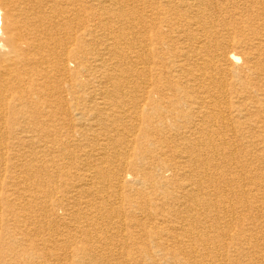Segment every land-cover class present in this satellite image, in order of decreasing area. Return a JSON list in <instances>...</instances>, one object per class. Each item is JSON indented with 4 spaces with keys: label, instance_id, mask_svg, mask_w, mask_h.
I'll list each match as a JSON object with an SVG mask.
<instances>
[{
    "label": "bare ground",
    "instance_id": "1",
    "mask_svg": "<svg viewBox=\"0 0 264 264\" xmlns=\"http://www.w3.org/2000/svg\"><path fill=\"white\" fill-rule=\"evenodd\" d=\"M179 1L180 8H175V12L171 10L173 13L170 16H164L168 32L149 37L147 32L140 31L144 18L139 16L133 25L137 28L136 36L130 38L133 27L124 26L122 0H0V244L5 242L14 248L23 241L6 232L5 223L16 225L27 221L29 225L38 224L35 223L36 217L20 214L22 210L18 212L17 207L29 208L34 201L50 197L46 207L60 208L64 205L66 216L71 218L67 223L58 222L61 229L59 237L63 236L64 239L56 243H68V239L74 237L89 244L93 242L95 245L76 246L72 251L68 250L72 256L86 255L87 262L95 260L98 264L107 263L110 253L106 251L111 247V243H108L111 239L106 234L110 233L113 237V232L121 235L122 231L133 229L139 233L146 232L151 239L149 242L153 244L154 251H148L146 246L148 250L145 248L147 251H144L141 245L143 248L139 247L136 252L140 253L138 260L150 264L157 261V264H264V214L259 217L250 215V212L258 209V200L264 199V185L257 183L255 169L252 168L255 161L264 160V127H260L264 126V119L252 120L243 114L242 108L235 105L230 108L226 101L223 104L228 110L223 112L217 100L224 99L227 87L232 99H238L240 90H248L241 81L245 77H236L234 68L230 72H223L222 66L235 64L239 57L232 54L231 49L243 44L250 45V41L241 40L240 44L236 37L243 35L240 29L229 33L235 34V40L233 37L227 43L214 40L217 33L211 27H200L198 22L191 21V16L201 19L206 14V6L202 7L204 0ZM150 39L155 45H166L175 52L170 57L173 62L169 64L154 60V66L160 68L163 78L172 76L179 80V75L174 74L184 71L183 63L188 61L197 68L196 73L185 76L184 83L189 84L190 93L178 85L161 88L155 80L144 88L141 86V95L135 101H132V94L124 91L130 85L127 84L129 79L140 77L144 72L121 68L151 64L141 55ZM191 40L194 46L184 45L185 42L190 44ZM251 41L255 55L251 58L248 54L240 69L243 73L247 70L257 76L260 73L264 75L263 38L253 37ZM177 92L180 95L176 96ZM250 97L244 94L241 98L253 101ZM42 108V113L50 116L68 110L79 116L77 119L80 121L84 118L89 126L77 120L71 127V133L79 137L88 136L93 123L95 126L99 121L140 122L143 126L141 132L146 134L140 138L139 146L137 140L133 139L128 142V147L135 145L133 153H141L147 147L160 152L154 151L152 154V150L149 161L137 154L132 157L128 147L125 151L116 150L113 144L116 139L109 135L106 142L99 145V150L92 148L89 153L78 154L84 158L80 160L82 172L74 178L75 182L63 199H54V187L57 186L51 181L44 185L40 182L26 185L27 179L16 181L21 178L23 165L37 160L32 153L36 150L33 145L38 140L32 136L27 138L28 134L33 133L27 126L31 113ZM164 131L170 134V138L163 142L160 138L147 140L149 132L157 135ZM226 134L229 138L224 137ZM18 136H25V139ZM209 136L216 137V140H210ZM240 137L242 142L237 143ZM172 139L179 143V147L165 145L166 140ZM239 147L244 150L251 148V151L247 153L249 158L245 164H237L241 176L239 174L240 177L234 178L230 175L232 171H224L225 167L219 162L225 158L236 161L235 152ZM37 148L44 152L47 146ZM107 149L114 150L112 158L118 163L116 169L106 165ZM91 156H94V162L90 161ZM77 159L76 162L79 161ZM27 167L32 170L33 166ZM255 168L263 170V167ZM132 170H136L135 175ZM150 170L154 175H148L147 171ZM31 173L37 175L39 172L34 168ZM242 175L246 177L242 178ZM225 176L228 177L225 179ZM6 182L11 183L10 188H5ZM51 184L53 186L48 188ZM168 184L176 186V195L160 194L167 196V204L174 201L171 209L161 214L151 212L144 215L148 220L145 223L138 219L129 223L123 220L124 213L132 211L134 207L135 199L132 196L142 194L141 185L159 192ZM229 194L232 199H229ZM110 198L114 199L111 205L107 203ZM105 205L108 208L106 231L96 226ZM4 210L11 215L9 219L2 217ZM131 214L143 216V211L138 214L132 211ZM246 214L249 217L245 219ZM38 217L41 219L42 216ZM226 218L228 221L222 228L225 230L218 233V221ZM41 232L43 234V228L36 226L22 236H38ZM126 244L124 249L128 250L129 245ZM3 249L0 247V264H6L11 251V248ZM50 251L49 248V255ZM182 254L183 259L177 260ZM127 255L128 261H131V253ZM78 260L77 264H80L83 259ZM128 261L125 263L128 264Z\"/></svg>",
    "mask_w": 264,
    "mask_h": 264
},
{
    "label": "rangeland",
    "instance_id": "2",
    "mask_svg": "<svg viewBox=\"0 0 264 264\" xmlns=\"http://www.w3.org/2000/svg\"><path fill=\"white\" fill-rule=\"evenodd\" d=\"M122 4H123L122 8H123L124 22H126L125 23L126 25H124V26L125 27H127V26L133 27V25L137 23L136 22L137 18L139 16L143 17L144 21H143V25L140 28L141 29L140 31H142V33L147 32L149 37H151V36L153 37L154 35H158L161 32H168L169 28L166 25V22H164V16L165 17L170 16L171 15L170 13H173L172 11H174L175 8H177V9L180 8L179 7L180 6L179 0H122ZM205 6H206V11H205L206 14L203 16V18L197 19V18H194L191 16L192 19L191 18L190 19H191V21L195 20L196 22H198V25H201L200 27H204V26L205 27L206 26L211 27L212 30H214L217 33L214 40L220 39L224 43H227L228 40L232 41V39H231L232 37L235 40V34L229 35V33L234 32L236 29H240L243 32V35L242 36H236V37H238L237 40H239L241 42L240 44H242L241 40H249L250 41V45L249 44H243L241 46H238L235 49H231V53L234 54L236 57H239V59L236 61L235 64L234 63L232 65L226 64V65L222 66L223 72H225V71L230 72L231 69L234 68V73H235L236 77L237 76L245 77L241 81L243 84H245L248 87V90L246 89L247 91L244 90L243 92L240 90L238 99H232L229 87H227V90L225 91V94L223 97L224 99L217 98L219 104H221V110L223 112L228 110V107L225 104H223V102L226 101L227 104L229 103L230 108L233 105H235L236 107L239 106L240 108H242L243 114L247 115L246 117L250 116L252 120L258 119V118L264 119V75H263V73H260L257 76L256 73H254V72L251 73V72H248L247 70H246V73H243L240 69L243 67L244 62H245V58L247 57L248 54L251 58L255 55L254 51H252L253 49H252V45H251L252 44L251 40H253V37L263 38L262 44L264 45V0H204L202 7H205ZM110 25L112 26L113 23ZM136 30H137V28H134V27L131 29V31H132V32L130 31L131 35L129 34L130 38L136 36L135 35ZM184 33L186 35L188 34L186 32H184ZM148 42H149L148 46L141 52V55L145 59H149V62L151 64H148L147 66H145L143 64H141V66H140L139 64H137L136 68L128 65V66H123L121 68L123 70L128 69V71L131 70V72H132V69L134 71L139 70V71L144 72V73H141L140 77L139 76H133L132 79H129L130 81L128 80L127 84H130V85H128L127 87L124 88V91H128L130 94H132V96H131L132 101L137 100L139 98V96L141 95V93H139V92L142 91V89L147 85V83L152 82L154 80L156 82H158L157 86H160L161 88H162V86L172 88V87H175L178 85V86L182 87L183 91L190 93V91H191L189 88L190 86H189V84H185L184 81L186 78L185 76H187L189 73L191 74V73L197 72L196 71L197 68L193 66V63L189 62V61L187 63H183L185 65L184 66L185 70L182 72H178V74H174L175 76L179 75V77H180L179 80H178V78H173L172 76L167 77V78H163V76L161 75L162 72L160 71V68H158L157 66H154L155 61L160 62L161 64L164 62L169 64L170 62H173V58H170V57L172 55H174L175 52L170 51L172 48H167L166 45H155L154 42L151 41V39ZM217 42H219V40ZM184 45L185 46H187V45L188 46H191V45L194 46L195 43H194V41L191 40L190 44L185 42ZM168 64H164V65L169 67ZM225 68L227 70H225ZM262 68H264V64H262ZM152 72H154V73H152ZM145 75L148 77H146ZM236 82H238V81H236ZM183 83H184V85H183ZM254 86H256V88H253ZM198 90L201 91L200 89H198ZM181 94H183V92H181ZM244 94L250 95L251 96L250 98L251 99L253 98V101H251V100L245 101L244 99H242L241 97H243ZM175 95L176 96L180 95V92L175 93ZM62 96L66 97L65 93H62ZM232 100L234 103L231 102ZM261 107H263V109L260 110ZM43 110L44 109L42 108V109H38L37 112L33 111L31 113L32 115L28 118L29 121H28V126H27V128L29 127L33 132L31 135L28 134L27 138L32 136L33 139L38 140L37 142L39 144L36 142V144L33 145V148H36V150L34 149L32 154H35L34 157H36V159L40 163L34 159L36 162L29 163V164L26 163V165H23V167L20 169V170H22V171H20L22 179L18 178L16 181H23V179L25 181L28 180L26 182V185L40 184V183L45 184V183H49V181H51L55 186H57V187H54L56 189V191L54 192V194H55L54 199L55 198L58 200L63 199V197L66 195V192L69 191L70 186L75 182L74 178L75 177L77 178L78 174H80L82 172V169H81L82 164H81L80 160H82L84 158H80V156L78 154L81 155L84 152L89 153V151L92 150V148L99 150V148H101V147H99V145L104 144L106 142V138L109 135H110L109 137H113L114 139H116V142H113V144L115 146L114 148H116V150L125 151L129 148V151H131L133 154L132 157H134V156L136 157V154H137V156L142 157L146 161H149V158H148L149 153H151L152 150H153L152 154H154V151L160 152V150H157L156 148H153V147L148 148L147 147L150 150V152L147 151V148H145L144 150L141 151V153H137L138 151H136V153H133V148L135 147V145L130 144L131 146L128 147V142L130 140H133V139L137 140V145L139 146V143H140L139 141H142V139H140V138L146 134V132H141V128H143V126L141 125L140 122H134V121L128 122V121L122 120V121H118L117 123H114L112 121H104L103 120L104 122H101V121L97 122V124H96L97 126L95 125L96 127L94 126V123H93V128H91L92 131H89L88 136L79 137V135L75 136L74 134L71 133V131H72L71 127L73 126V124H75L77 122V120L80 121V119H77V118H79V116L75 115L74 112L72 113L68 110H65V112H63V113L55 114L56 116H50L46 112L42 113ZM60 115L62 117H59ZM49 116H50V118H49ZM49 119H50V121H49ZM48 121H49V123H48ZM80 122L85 126L88 125V122L85 121L84 118H83V120L81 119ZM136 124H137V126H136ZM260 127L263 128L264 126H260ZM164 132H161L160 134H157V135L153 134L152 132H149V134H147V140L148 139L158 140V138H160L163 142L164 139L170 138V134L167 131H164ZM125 133L127 135H129V134L130 135L135 134V135H133L134 137L133 136L128 137ZM46 134H48V135H46ZM24 137L25 136H23V138L21 136H18V138H20V139H25ZM213 137L214 136H209L210 140L215 141L216 137H214V138ZM224 137L229 138V135L226 134V135H224ZM241 139H242V137L237 139L236 142L237 143L242 142ZM166 141H165V145H167L168 147L173 146V145H176L177 147H179L178 146L179 143H177L176 140H173V139L168 140L167 141L168 143ZM68 142H70L71 145ZM43 145L47 146L46 149L49 151H47L45 149L44 152H40L41 149H39L37 147L38 146L43 147ZM53 145H55V146H53ZM49 146L54 147V148H49ZM250 151H251V148H247L244 150V149H241L239 147L235 152L236 161H232V160L225 158V159H222L219 162V164H221L222 167L223 166L225 167L224 171L227 169L232 171V173L230 175L233 176L234 178L240 177L241 176V173H240L241 170L239 171V169L236 166H237V164L240 166V164L246 163V160L249 158L247 153H249ZM106 153H107V155H106V163L107 164L106 165L111 166L112 168L116 169V167H118V163H116L114 161V159L112 158L113 155H115L114 150L110 149L108 151V149H107ZM45 156H47V157H45ZM72 157H74V158H72ZM67 158L70 159L69 160L70 162L68 161ZM72 159H74V160H72ZM76 159L79 161L76 162ZM89 159H91L90 160L91 162H94L93 161L94 156H91ZM48 160H49V162H47ZM237 162H239V163H237ZM55 163H57V164H55ZM27 166H29V167L33 166L31 169L33 170L35 168L36 170H38L39 173L37 175H32V173H31L32 170H29V168ZM54 166H57L56 169L53 168ZM255 167H263V170H258ZM252 168L255 169L254 174L256 175L257 183L260 182V184L264 185V160L255 161V163H253ZM25 169L27 171L29 170V172H27ZM219 171H221V170H219ZM131 172L133 175H135L136 170H134V171L132 170ZM147 173H148V175H154V172L152 170L147 171ZM239 174H240V176H239ZM133 175H131V176H133ZM251 175H253V174H251ZM228 176H225V179ZM243 177L245 178L246 176L242 175V178ZM166 178H169V175H166ZM227 179H229V178H227ZM128 182H132V180H128ZM6 183L7 184H5V188H10L11 183H9V182H6ZM8 184H9V186H8ZM53 184L49 185L48 188H51V186H53ZM1 186L3 188V184H1ZM141 187L144 188V190L142 188V192H141L142 194L141 195H135V197L132 196L135 199L134 200L135 202L133 203L134 207L132 208V211L138 214L142 210L143 216L132 215L131 210H130V212H127V213L125 212L123 215V220L126 223H129V221L130 222H136L137 219H138L137 221L141 220L140 222L144 221L142 223H145V221H148V220H146V217H144V215L146 216V214L151 213V212L161 214L163 212H166V210L171 209L172 208L171 206L174 204L173 200L171 202H169V204H167L166 203V201H167L166 197L167 196L164 197V195L160 194V192H162L164 194L167 193L171 196L176 195V186L174 184H168L164 189L160 190L159 192L152 191L151 188L148 189L149 186H147V185H141ZM222 187H224V185H222ZM138 190H139V186H137V191ZM263 190H264V188H263ZM32 192H33V190H32ZM36 193H37V191H36ZM228 196H229V199H232L230 194ZM42 198L36 202L34 201L30 205L29 208L17 207L18 212H20L22 210L20 212V214H22V213L23 214H29L31 216L36 217L37 221L35 223H38V224L29 225L27 223V221L18 223L16 225H12V223L11 224L5 223L4 226H5L6 232H10L9 233L10 235H13L17 238L23 239V241L21 240V243L14 245L13 246L14 248L11 247L12 245H9L5 242L0 244L1 249L4 248L3 250L11 248L10 249L11 250L10 255H8L9 257L6 258V264H35L36 262H37L36 264H77L79 261L78 259H81V260L83 259L80 264H94V263L98 264V262L95 260L87 262L86 261L87 256L84 254L72 256L68 252V250L72 251V249L76 248V246L77 247L90 246L93 244V242L89 244L87 242H84V240L79 238V237H74V238H71V240L68 239L69 240L68 243H61V244L56 243L59 240L61 241V238L63 237V236H61V238L59 237V233H60L61 229L58 227V224L61 222L67 223L70 221L71 218L66 216L65 210H64L65 209L64 205H62L63 207L61 206L60 208L59 207L53 208L52 206L46 207L47 205H49L50 197H45L46 199H48V201L45 198L44 199H42ZM112 200H114V199H112ZM112 200L110 198L107 203H109L111 205ZM18 202H20V201H18ZM39 203H40V205H39ZM36 204H38L40 207ZM257 204H258V209L250 212L251 213L250 215H252L253 217L254 216L259 217V215L262 216L264 214V199H259ZM137 206L141 210L140 209L138 210V208H136ZM259 206H260V209H259ZM167 207H169V208H167ZM19 208H21V209H19ZM39 208H41V210ZM30 210L31 211L33 210V211L31 212ZM23 211H25V212H23ZM40 211H42L43 213ZM259 211H261V212H259ZM256 213H258V214H256ZM101 214L103 216L102 215L100 216V220L98 222H96V224H97L96 226H97V228H101V229L103 228L104 231H106V229L108 228V225L106 223L107 218H108V208L106 207V205L103 206V209L101 210ZM9 215L10 214H8V212L6 213V211L4 210V214L2 215V217L4 216L3 218L9 219L11 217V215L10 216ZM37 215L40 217L42 216L41 219ZM116 215L119 217L118 214H116ZM133 217H135V218L133 219ZM248 217H249V215L246 214L245 219ZM43 218L44 219L46 218V220H44ZM60 218L62 220H60ZM66 218H68V220ZM227 221H228L227 218L224 220L221 219L220 221H218V225L220 224V229H219L218 233H220L221 230H225V228L224 229H222V228L225 226V223ZM103 222H104V224H103ZM36 226H41L43 228V234L41 232L40 233L41 235L38 234V236L37 235L36 236H27V237L22 236L25 234V232L28 229L31 230V229L35 228ZM150 227H151V225H149V228ZM46 229H47V231H46ZM131 230H133V229L124 230L125 233H124V231H122L123 233L121 232V235H119L120 233H118V232H116V233L113 232L114 233L113 237L110 236V233L106 234L111 239L108 242V243H111V244H109L111 247H109V245H108L109 248H107V251H106V252H108V254L110 253L109 254L110 257L108 260L109 262L112 261L110 263H113V264H121L122 262L125 263V261H128L129 255H127V254L131 253L130 256H133V259L131 261L129 260L128 264H135V263L136 264H150L149 262H144V261L138 260L140 258L139 257L140 253H136V252H137V250H139V247H141V248L144 247L143 248L144 251H147L148 249H149L148 251H154V250H152L153 244H150V242H149L151 239L148 238V234L146 232H142V233L140 232L141 234H143V235H141L138 232V230H136V231L135 230L131 231ZM50 232H51L52 236L50 235ZM63 235H65V233H63ZM127 235H129V236H127ZM136 235L138 238H136ZM121 236H122V238H121ZM144 236L146 239L143 238ZM31 237H32V239H31ZM41 237L44 239V241ZM63 239L64 238H62V240ZM136 239H137V242H136ZM114 240H116V242ZM119 241H121V242H119ZM141 241L142 242L145 241L144 243H146L147 245H145ZM129 242H131V243H129ZM72 243L75 244V245H73V247H72ZM125 244L128 246L127 247L128 250L124 249ZM132 244L136 245L137 247H135V246L133 247ZM64 245L67 246L68 248H66ZM93 245H95V244H93ZM116 245H117V247H116ZM130 245L132 247H130ZM129 247H130V249H129ZM49 248L51 250L50 255H49V252H47V251H49ZM131 248H133V250ZM122 249L127 254L125 252H123ZM44 250H45V252H43ZM55 250H57V251H55ZM113 251H114V253H113ZM63 254L65 255V257ZM116 254H117V256H116ZM119 254H121V255H119ZM55 255H57V256H55ZM182 256H183V254L180 255L179 257H177V260L178 259L182 260L183 259ZM123 257H125V260ZM37 258H39V259H37ZM57 258L59 260H57ZM135 260H138V261L136 262ZM108 261H107V263L110 264ZM157 262L155 264H157ZM107 263H105V264H107ZM124 263H122V264H124ZM170 264H171V262H170Z\"/></svg>",
    "mask_w": 264,
    "mask_h": 264
}]
</instances>
